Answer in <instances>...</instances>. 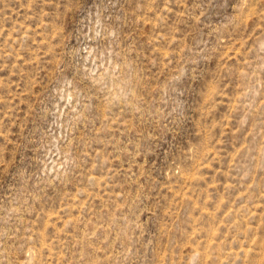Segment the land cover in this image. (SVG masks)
Returning a JSON list of instances; mask_svg holds the SVG:
<instances>
[{"label":"rangeland","instance_id":"1","mask_svg":"<svg viewBox=\"0 0 264 264\" xmlns=\"http://www.w3.org/2000/svg\"><path fill=\"white\" fill-rule=\"evenodd\" d=\"M0 264H264V0H0Z\"/></svg>","mask_w":264,"mask_h":264}]
</instances>
